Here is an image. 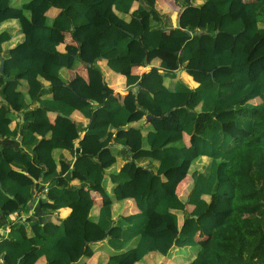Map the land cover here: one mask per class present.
Wrapping results in <instances>:
<instances>
[{
  "label": "trees",
  "instance_id": "trees-1",
  "mask_svg": "<svg viewBox=\"0 0 264 264\" xmlns=\"http://www.w3.org/2000/svg\"><path fill=\"white\" fill-rule=\"evenodd\" d=\"M12 1L0 0V24L18 20L24 40L5 51L12 32L0 31V136H17L10 124L23 112L25 148L0 144V221L35 203L39 193L23 171L37 164L52 210H72L58 223L43 215L26 230L13 226L0 239L3 264H36L43 256L48 264H75L91 258L99 242L112 250L106 264H143L152 253L161 259L188 247L196 249L193 259L179 264H264V0L199 6L176 0L188 7V26L175 28L170 38L156 28L158 0ZM62 33L77 45L62 46ZM158 50L160 68L133 73ZM99 61L126 77L123 103L104 75H95ZM82 62L91 64L93 76L68 83V70ZM174 64L198 86L178 80L170 89L160 70L172 71ZM147 76L152 89L142 86ZM45 81L51 97L44 95ZM76 110L89 119L83 136L72 118ZM49 112L57 113L54 122ZM142 120L132 135L113 140ZM61 150L74 156L65 172L56 158ZM119 150L160 164L152 169L128 159L117 168ZM189 173L193 184L185 200L178 185ZM92 192L103 200L96 220ZM129 200L139 211L124 208Z\"/></svg>",
  "mask_w": 264,
  "mask_h": 264
},
{
  "label": "crops",
  "instance_id": "crops-1",
  "mask_svg": "<svg viewBox=\"0 0 264 264\" xmlns=\"http://www.w3.org/2000/svg\"><path fill=\"white\" fill-rule=\"evenodd\" d=\"M205 0H191V5L192 6H199L204 3ZM246 2H251L254 0H245ZM157 9L160 11L161 16H160V21L157 24V27L160 26L163 31L164 35L166 38L172 37L175 28L180 27L182 29H186L188 26V14H187V19H186V13H188V7H184L182 3L176 1V0H158L157 3ZM56 16V15H55ZM53 16V18L55 17ZM129 20V16L126 17ZM21 25L19 24V21L16 19H8L3 21L0 24V31L9 29L12 32V39L5 42L3 44L4 50L7 51L11 48H14L18 44H21L24 40V33L21 31ZM61 45H67V44H75L77 45V42H75L72 38V35L70 33H62L58 37ZM158 57L153 60L151 63L147 64L146 66H136L133 69L134 74L138 75H145L152 70L153 67H158L160 68L161 64V58L163 51L158 50L157 52ZM171 58H174L178 61V55L177 56H172ZM177 64V62H176ZM99 65L101 69L99 72L95 70V75H104V78L106 82L114 89L115 94L118 98V100L123 103L125 96L129 93L128 86L126 84V77L124 75H119L115 74L112 72V74H108L105 71L104 65L102 61H99ZM160 73L164 75L165 77V83L170 89H174L175 84L178 80H182L185 82L187 85H189L191 88H195L198 86V82L194 80V78L187 72L186 69L181 68L179 65L174 64V69L172 71L166 72L165 70H160ZM93 76V73L91 70L88 69V66L85 63H78L75 68L69 69L66 75L68 83L73 81L77 77H84L88 78ZM45 87L46 90L44 91L45 97H51V91H50V83L48 81H45ZM152 80L147 76L145 80L143 81L142 86L146 88H151L154 86L152 84ZM138 87V86H137ZM139 90V89H138ZM137 90V91H138ZM134 91L136 92V87L134 88ZM1 101H4L2 97L0 96V105ZM138 104V103H137ZM14 120L10 124L11 129L13 130H18L17 136L15 138H6L3 136H0V144H12L15 145L16 147H21L25 148L22 145L23 137H24V131L20 127V124L24 122V113L19 112L15 113ZM57 113L55 112H49V118L51 122H54L56 119ZM148 116V115H147ZM146 116V119H147ZM72 118L78 122L82 128V133L81 135L83 136L85 134V128L89 123V119L84 116L79 110H76L72 113ZM148 120V119H147ZM140 124H144V120L136 123H132L130 126H126V128H123L122 132H115L113 140L117 137L122 138V137H127L129 135H132L134 133V128H137ZM133 125V126H132ZM134 127V128H131ZM131 128V129H130ZM148 128V127H146ZM187 137V136H185ZM78 145V142L76 143V146ZM115 147H118L122 149L124 146H119L118 144H115ZM77 153L82 152V148L77 146ZM123 150H119V153H117V160L120 155H125ZM57 155V160L61 162L63 171L65 172L66 166L74 160L73 154L68 151V150H61L56 152ZM128 158H126L127 161ZM126 161L124 163H126ZM123 163V164H124ZM160 164V162H159ZM159 166V165H158ZM117 168H120L117 166ZM25 174H27L35 184V190L36 192L39 193L38 197L36 198V201L34 204L29 203L28 209L29 210H22L20 212H15L12 213L10 216H4L2 220L0 221L1 227H0V239L4 236H9L10 230L13 226L17 225V227H22L24 230L28 229L29 222H32L34 219L41 218L43 215L37 213L36 214V207L41 206V205H46L50 209H52L53 206V201L51 195L48 193V183H44L42 180V175L44 173L42 166L37 164L33 169H30L29 171H23ZM4 173L0 170V177H2ZM75 175L77 178L82 179V175L79 173L75 172ZM60 181L63 180V176L59 178ZM74 183H78L77 180L74 181ZM184 183L181 182L178 185V193L181 196H184L188 194L189 190L191 189V184L188 182V186L186 185V188L182 193L179 192V187L181 184ZM43 189V190H42ZM184 193V194H183ZM93 198H94V208L92 212V219L96 220L97 215L99 213V210L101 209L103 205V200L102 196L99 193L92 192ZM124 208L127 209L129 212L134 213L139 211L134 202L129 200L125 203ZM71 208L70 207H64L59 210H53L56 214L55 216L49 215L48 217L51 218L54 222H60V220L66 218L70 213H71ZM59 212H63V217L59 215ZM202 234H198V238H200ZM205 237V235H203ZM203 239V238H201ZM106 241V240H105ZM201 241H206L204 238ZM105 242H99L98 246H95L96 253L89 259L87 260H79L75 264H83L84 262H87L88 264H106L110 255L112 254V250L109 252L107 246H105ZM175 250V249H174ZM178 250H175L174 253H177ZM151 255H154L156 259H158V263H165V264H179L181 263V258L176 257V255H173L171 257L164 256L163 258H166V261L164 259L161 261L157 253H152ZM157 263V264H158ZM0 264H3V256L0 255ZM36 264H48L46 261V258L43 256L41 257ZM144 264V263H143ZM146 264H150V258L148 259Z\"/></svg>",
  "mask_w": 264,
  "mask_h": 264
},
{
  "label": "rangeland",
  "instance_id": "rangeland-1",
  "mask_svg": "<svg viewBox=\"0 0 264 264\" xmlns=\"http://www.w3.org/2000/svg\"><path fill=\"white\" fill-rule=\"evenodd\" d=\"M25 1H28V0H13L12 3L16 6L20 5V3L22 2H25ZM57 9L56 8H53L52 10H50L49 12V16L51 18H53V16L56 15L57 13ZM103 65H104V68H105V71L108 73V74H112V72L107 68L106 66V63L105 61H102ZM131 129V128H130ZM188 136L185 138V142L188 144ZM126 158H128L129 160L133 161L136 165L137 164H144V165H149L150 168L152 169H156L159 165V161L156 159V160H152L150 161V159L148 158H140V159H136V158H133L132 155H129L128 153L125 154V155H120L118 157V160H117V165L116 167H121L123 165V163L126 161ZM127 159V160H128ZM195 169V164L192 166V170ZM184 183L181 184V186L179 187V192L182 193V191L185 190L186 188V185L188 186V182L189 184H193V177H192V173H189L188 176L183 180ZM182 181V182H183ZM106 185L108 187V190L111 191L113 190V184L111 183V180H110V174L109 172L106 174ZM188 193V192H187ZM184 194V193H183ZM184 199L186 200L187 199V194L185 195ZM240 203H241V198H236L235 202H234V205L236 207V211H235V214L236 216H241L240 212H239V209H240ZM36 214L39 213L41 215H51V216H55L56 217V214L55 212L50 209L48 206H46L45 204L44 205H41V206H37L36 207ZM59 215L61 217H63V212H59ZM94 216V214H93ZM92 216V217H93ZM184 217V216H182ZM203 240V239H202ZM105 246H107L108 248V251L110 252L111 251V248L107 245V244H104ZM177 253L174 254L176 255L177 259L178 258H181L182 261H190L191 259H193L195 253H196V249L193 248V247H188V248H179L177 249ZM150 258V264H157L158 263V259H156L154 257V255H149L148 257H146L143 261H144V264L147 263L148 259ZM168 258V256H167ZM164 258L161 257V261L163 260ZM164 261H166V258L164 259ZM161 263V262H160ZM165 264V263H164Z\"/></svg>",
  "mask_w": 264,
  "mask_h": 264
},
{
  "label": "water",
  "instance_id": "water-1",
  "mask_svg": "<svg viewBox=\"0 0 264 264\" xmlns=\"http://www.w3.org/2000/svg\"><path fill=\"white\" fill-rule=\"evenodd\" d=\"M203 33V31H200V34H202ZM87 66H90L91 64L90 63H85ZM3 65L0 67V70L1 71H3ZM139 89V87H136V91ZM138 103V102H137ZM153 116H151V115H148L147 116V119L149 120L150 118H152ZM124 128H126V126L124 127Z\"/></svg>",
  "mask_w": 264,
  "mask_h": 264
}]
</instances>
